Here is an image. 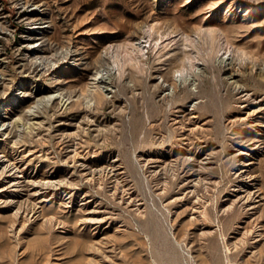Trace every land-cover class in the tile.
<instances>
[{"label":"rangeland","instance_id":"rangeland-1","mask_svg":"<svg viewBox=\"0 0 264 264\" xmlns=\"http://www.w3.org/2000/svg\"><path fill=\"white\" fill-rule=\"evenodd\" d=\"M0 124V264H264V0H0Z\"/></svg>","mask_w":264,"mask_h":264},{"label":"bare ground","instance_id":"bare-ground-1","mask_svg":"<svg viewBox=\"0 0 264 264\" xmlns=\"http://www.w3.org/2000/svg\"><path fill=\"white\" fill-rule=\"evenodd\" d=\"M111 73H112V68H110V67H106V68H103L101 70H98L97 73H95L96 74L95 77L92 79V84L104 83L106 85L107 91H109L110 85L113 83V80L110 77ZM57 100H62V101L64 100L62 94H60V93H51L48 96H46L44 99L39 101L37 105L41 106V105H43L45 103L47 105H50V104L56 102ZM91 103H93V102H91ZM88 108H90V105L88 106ZM249 145H253V143H249ZM253 149H256V148H253ZM241 154L250 155L248 152H242ZM253 164H254V162H252V161H246L243 166L244 167H250ZM245 171L246 170L242 171L241 176H244L243 172H245ZM255 181H256V178L253 177V176H247V177L244 176V184L242 185V188L246 189L245 192L248 191L247 192L248 193V199L259 198V196H256L257 195L256 191H253V190L251 191V188H253V186L255 185ZM46 183L47 184L51 183L53 185H57L58 184V182H56V181H48V182L46 181ZM256 202H259V201H256Z\"/></svg>","mask_w":264,"mask_h":264}]
</instances>
